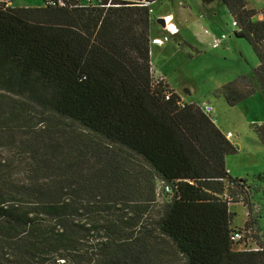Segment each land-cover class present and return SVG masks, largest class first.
Masks as SVG:
<instances>
[{
	"label": "trees",
	"instance_id": "trees-1",
	"mask_svg": "<svg viewBox=\"0 0 264 264\" xmlns=\"http://www.w3.org/2000/svg\"><path fill=\"white\" fill-rule=\"evenodd\" d=\"M9 1L0 0V264H264L260 206L247 193L255 180L225 165L237 146L151 64L156 0ZM220 1L258 57L215 89L233 105L264 88V6ZM255 131L264 141V123ZM232 190L248 209L239 227ZM236 230L245 234L234 242Z\"/></svg>",
	"mask_w": 264,
	"mask_h": 264
},
{
	"label": "rangeland",
	"instance_id": "rangeland-1",
	"mask_svg": "<svg viewBox=\"0 0 264 264\" xmlns=\"http://www.w3.org/2000/svg\"><path fill=\"white\" fill-rule=\"evenodd\" d=\"M12 2L9 1L8 4L13 6L44 4L43 0ZM214 4H218L217 0ZM199 5L207 6L206 3ZM219 6L222 11L216 13L217 22L214 23L208 18L213 17L209 13L198 20L206 28H201L195 23L194 26L181 28L178 37L172 35L175 33H168L170 34H167L168 40L162 45H152L151 64L155 72L162 75L186 100L198 103L205 100L212 104L211 116L237 146L236 153L225 156L226 169L234 177L247 178L249 183L253 180L257 182L258 175L264 176V141L255 131V125L264 123V88L233 105L227 104L222 95L215 94V89L234 80L240 74L250 72L257 66L258 57L246 39L233 35L232 31L235 28L232 19L226 8L223 9V4L219 3ZM152 8L155 14L164 8V2L156 1ZM193 9L198 8L194 6ZM222 33L226 35L223 38ZM152 35H158L155 28ZM214 37L219 38L220 42L214 44ZM260 185L262 189L258 185H251L252 189H248L247 193L259 203L260 209L258 206L253 207V213L257 214L260 211L259 227L260 233L264 235V180ZM257 188L259 191L255 192ZM232 192L240 195L238 197L240 202H231L229 205V210L234 213L232 226L239 227L244 224L248 209L245 194L237 190ZM160 202L161 200L158 201Z\"/></svg>",
	"mask_w": 264,
	"mask_h": 264
},
{
	"label": "crops",
	"instance_id": "crops-1",
	"mask_svg": "<svg viewBox=\"0 0 264 264\" xmlns=\"http://www.w3.org/2000/svg\"><path fill=\"white\" fill-rule=\"evenodd\" d=\"M156 1L157 2H159V1L164 2V8L160 9V11H157V13H155V14H154V11L152 8L153 15H155L156 19L157 18H166L167 20H170L171 24L169 25V28L170 29L171 28L177 29L175 34H172L173 36H177V37L180 35L181 28H185V27L190 26V25L194 26L195 23L199 24V27H201V28L202 27L206 28L198 20L201 17H205V16L209 15V13H211V15H213V17H208V18L210 20L214 21V23L217 22V20H215L216 13L222 11V9L219 6V3L222 4V2L220 0H217L218 4H214V3H216V0H213L210 3H206L207 4L206 7H204V6L200 7L199 4H205V2H203L202 0H156ZM156 1H154V2H156ZM252 1L254 4L252 3ZM246 2H247V7L255 8L257 10L261 9L264 6V1H262V0H246ZM11 6H13V5H11ZM194 6H196L198 9H193ZM151 7H152V5H151ZM223 7H224L223 9H225L224 5H223ZM228 15L231 17L229 12H228ZM255 18L260 20L262 18V14L260 12H258L256 14ZM156 19H154L150 22V35L151 36H161L163 34L167 35L168 33H170L166 29H164L163 24H159L156 21ZM153 28H155L158 35H152ZM196 30H198V28ZM168 35H170V34H168ZM200 35L201 34H199V36ZM257 64H258V62H257ZM175 91L180 95L181 99L184 102H194V101L186 100L177 90H175ZM226 136H227V133H226ZM227 138L230 140V136H227ZM260 182L261 181L253 182V184L258 185L259 188L260 187L263 188L260 185Z\"/></svg>",
	"mask_w": 264,
	"mask_h": 264
},
{
	"label": "built area",
	"instance_id": "built-area-1",
	"mask_svg": "<svg viewBox=\"0 0 264 264\" xmlns=\"http://www.w3.org/2000/svg\"><path fill=\"white\" fill-rule=\"evenodd\" d=\"M50 3H55L54 0H48ZM58 4L63 5V1L62 0H57ZM164 19V23H163V27L164 29H166L168 32L170 33H175L177 31L176 28L170 29L168 26L171 24L170 20H167L166 18ZM232 25L234 26V28L236 27V22L234 20H232ZM224 36H226L225 34L222 33L221 38H223ZM166 40H168V36L167 35H161V36H154L151 38V42L155 45H162ZM220 42V39L217 37L213 38V43L217 44ZM200 108L202 109V111L204 113H211L213 110V106L211 103L207 102V101H202L199 103ZM246 232L250 233V229L247 230ZM245 234V231L243 230H236L234 233H232L231 238L234 242L240 240Z\"/></svg>",
	"mask_w": 264,
	"mask_h": 264
},
{
	"label": "water",
	"instance_id": "water-1",
	"mask_svg": "<svg viewBox=\"0 0 264 264\" xmlns=\"http://www.w3.org/2000/svg\"><path fill=\"white\" fill-rule=\"evenodd\" d=\"M156 21H157L159 24H163V23H164V19H163V18H157ZM239 181H242V178H239Z\"/></svg>",
	"mask_w": 264,
	"mask_h": 264
}]
</instances>
